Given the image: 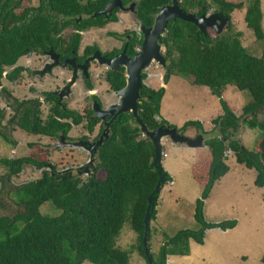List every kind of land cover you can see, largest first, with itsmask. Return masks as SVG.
I'll return each instance as SVG.
<instances>
[{
	"label": "trees",
	"instance_id": "trees-1",
	"mask_svg": "<svg viewBox=\"0 0 264 264\" xmlns=\"http://www.w3.org/2000/svg\"><path fill=\"white\" fill-rule=\"evenodd\" d=\"M212 3L230 19L226 31L213 40L193 23L180 19L170 22L162 39L173 57L169 76L180 73L191 84L208 87L214 96L220 98L228 89L247 91L252 101L245 106L242 118L223 100L224 116L214 121L219 135L205 141L212 153V161L200 170L194 168L196 176L204 179V191L195 212L200 229L182 230L173 237H167L157 261L151 253L155 264H168L169 256H188L191 242L204 244L207 230L227 231L238 225L237 220L208 223L204 217L205 201L215 184L230 170L225 163L227 150L235 153L239 164L256 171L255 185L264 188V119L258 120L260 115H264V50L261 57L250 54L242 44V33L233 28L232 14L242 10L243 3L229 0H212ZM263 20L262 0H249L245 22L256 39L262 42ZM168 80L166 77L165 82ZM164 95V88L159 91L144 88L142 91L139 115L149 130L167 124L165 120H158ZM37 109L25 111L21 127L28 133L56 138L72 128V124L63 119L73 118L76 125L83 123L80 115L71 112L60 114L59 108L56 111L59 117L51 114L43 123ZM242 121L249 129L261 131L255 151L245 148L238 137ZM95 124V121H89L86 127L92 132ZM202 126L201 122L190 121L183 130L195 127L198 134L206 136ZM112 132L113 135L98 151L96 168L97 172H105L104 178L96 177L92 183H85L81 177L66 175L64 178L52 169L50 172L44 170L41 178L17 188V203L25 207V212L13 217H0V264H129L132 252L117 245L126 222L138 235V249L147 261L143 244L144 220L148 198L160 179L154 164L155 148L150 140H138L140 129L132 114L116 120L112 124ZM4 163L12 168L14 176L21 173L28 163L37 169L45 167V163L29 158L5 160ZM47 205L54 207L55 215L42 213ZM158 205L159 196L151 222L157 220ZM151 236L150 228L148 242Z\"/></svg>",
	"mask_w": 264,
	"mask_h": 264
},
{
	"label": "rangeland",
	"instance_id": "rangeland-1",
	"mask_svg": "<svg viewBox=\"0 0 264 264\" xmlns=\"http://www.w3.org/2000/svg\"><path fill=\"white\" fill-rule=\"evenodd\" d=\"M229 1L237 4L243 3L244 8L236 10L232 14L231 22L234 30L242 33L241 41L248 52L255 57H261L264 50V42L256 39L253 31L247 27L245 22L249 0ZM262 9L264 15V0H262ZM213 11L211 9V12ZM226 29L227 27L225 31ZM214 31L209 28L210 37L215 39L217 34ZM92 69V72L96 70L101 75L97 67ZM159 70L156 69L155 71ZM98 74L94 77L95 85L93 86L94 89L102 93L108 88V85L98 77ZM150 74L147 86H157L161 82L165 88L158 120H165L167 124L164 127L172 126L179 133L194 140L197 135L200 136L202 134H198L199 131L195 127L183 130L186 123L190 121L201 122L203 130L207 133L205 136L206 141L210 137H215L218 132V127H216L217 125L214 121L224 116L223 100L228 103L238 117L242 118L245 106L252 101L249 92L236 89H228L224 92L222 98L216 97L208 87L195 86L180 73H174L167 85L165 82L163 83L165 72H162L159 76ZM31 85L33 84L29 82V76L26 75L18 83L16 92L15 89L13 91L21 100L29 97L32 93L34 97L38 96L37 99L42 103L41 117L45 120L48 117L51 105L47 104L44 94H46V91L51 92L53 90L60 92V88L65 87L66 84L61 79L57 81L52 79L51 82L44 84H40L37 81L35 83L36 92L29 90L32 87ZM87 90L83 83L77 85V89H74V96L64 93V90H62V94L65 95L62 99L63 110L83 117V123L79 126L74 125L69 132L70 139L78 140L87 134H91L90 141H93L99 131L97 127L94 133H90L86 128L88 116L85 114V109L89 106V100L86 98ZM102 96L104 108L117 103L116 95H106L104 93ZM0 102V112L5 116L3 123H7L14 113L6 108L8 102L5 99L0 100ZM263 117L264 115H260L258 120L263 121ZM67 120L73 123V118ZM12 127L4 131L5 137H0V217H13L16 214L25 212V207L17 203L16 190L20 185L41 177V171L36 169L35 165L31 163L24 165L22 172L14 176L11 174L10 169L12 168L4 163L5 160L15 161L29 158L41 163L49 162L57 170L72 168L74 174H77V170L81 171V167L84 165L87 167H89L88 165L93 167L96 165L95 158L93 156L90 158L88 152L93 153L91 148H85L88 151L84 148L65 147L62 149L58 147V141L24 131L10 130ZM260 133V130L249 129L242 121L238 137L245 148L255 151ZM140 135L138 140H150L141 131ZM162 142L164 155L166 154V157L162 159L163 169L166 175L172 177L174 181L165 182L159 194V205L157 207L159 217L157 216L155 221L151 222L150 220L152 236L151 241L148 242V248L149 255L151 256V253H153L155 261L160 256V250L165 244L167 237H173L182 230L200 229L195 220V212L197 201L202 198L204 191V179L201 178L202 176H196L194 168L199 169L212 161L210 149L204 146L190 149L188 147H180L182 146L180 144H174L171 139L164 138ZM99 144H102L101 141ZM224 155L226 157L225 163L230 170L225 177L215 184L210 197L205 201L204 217L208 223L237 220L238 225L234 229L227 231L220 229L207 230L204 244L199 245L192 241L188 256H169L168 264H263L264 188H259L255 185L257 179L256 171L249 170L244 165L239 164L232 150H227ZM93 167H90V169H93ZM90 171L92 173V170ZM105 176V172L101 170L95 173L94 178H104ZM88 178V175H81V179L84 182L88 181ZM53 209L54 207L47 205L43 208L42 213L44 215H53ZM54 212L58 211L54 210ZM129 216L130 214L128 215V220ZM117 245L123 250L132 252L129 264H147V261L151 264L147 255V261L141 255L138 249V235L127 222L121 231ZM151 260L152 264H155L152 258ZM85 264L92 263L86 262Z\"/></svg>",
	"mask_w": 264,
	"mask_h": 264
},
{
	"label": "flooded vegetation",
	"instance_id": "flooded-vegetation-1",
	"mask_svg": "<svg viewBox=\"0 0 264 264\" xmlns=\"http://www.w3.org/2000/svg\"><path fill=\"white\" fill-rule=\"evenodd\" d=\"M176 1L185 14H192L197 18L204 15L207 17L224 15L212 3V0ZM173 6L174 0H0V100L5 99L8 102L6 108L14 113L7 123H3L5 116L0 112V137H3L4 131L12 126L10 130L26 132L21 127V123L24 122L25 111L29 108L32 111L38 108V115L43 123L51 114L59 117L57 108L60 109V114L66 113L67 111L63 110L62 99L65 95L62 94V90L74 96V89L83 83L88 89L86 98L89 100L85 114L88 116V122H96L94 130L88 131L94 133L97 127L99 129L94 140L90 141L91 134L78 140L70 139L68 134L72 128L67 133L61 132L56 138L37 135L58 141V147L62 149L65 147L91 148L93 153L85 150L89 152L90 158L91 156L95 158L96 165L94 167L84 165L81 171H76L77 174H74L72 168L57 170L49 162L45 163L44 169L38 170L41 171V177L44 170L50 172L52 169L64 178L66 175L77 177L88 175V181L85 183H92L97 173L98 150L113 135L112 124L119 118L132 114L131 112L119 113L117 116L113 114L104 120L98 115V111L106 112L110 107L119 105L121 91L129 82L128 62L142 54L149 36L148 32L156 27L162 11ZM211 9L214 11L211 12ZM177 19L172 18L169 21L166 31L159 38L160 56L166 61L165 66L153 58L141 71L138 107L144 88L154 91L164 88L161 82L157 86H147L150 73L159 76L165 72L163 83L166 77L169 79L165 82L166 85L171 80L173 74L169 76V71L173 57L162 43V39L167 34L170 22ZM93 67H97L101 75L96 70L92 72ZM156 69L162 70L155 71ZM97 74L108 85L102 93L93 86L95 85L94 77ZM26 75L29 76V82L33 84L29 88L33 92H36L37 81L44 84L51 82L52 79L54 81L61 79L66 84L65 87L60 88V92L53 90L46 91L44 94L47 104L51 105L45 120L41 117L42 103L37 99L38 96L34 97L32 93L21 100L15 95L18 83ZM121 82L122 86L119 87ZM104 93L116 95L117 103L104 108L102 96ZM109 117L113 119L112 122ZM65 120L67 119L62 121L71 123ZM71 124L72 127L76 125ZM100 141L102 144H99ZM80 144L82 146H74Z\"/></svg>",
	"mask_w": 264,
	"mask_h": 264
},
{
	"label": "water",
	"instance_id": "water-1",
	"mask_svg": "<svg viewBox=\"0 0 264 264\" xmlns=\"http://www.w3.org/2000/svg\"><path fill=\"white\" fill-rule=\"evenodd\" d=\"M172 18H178L180 20L193 23L196 25L200 31L208 38H211L209 35V28L215 29L217 36H221L224 33L225 28L228 26L230 19L224 15H212L207 17L206 15L201 18H197L192 14H185L183 10L178 6L177 1L174 0V6L166 8L162 11L160 16L158 17V21L156 27L149 31V36L145 42L144 50L140 56L128 62L129 68V82L126 88L121 91V98L119 100V105L110 107L108 111H98V107H96L98 111V115L103 119L108 118L109 115L116 114V116L123 112H131L133 117L141 131L142 134H145L146 137L150 139L155 148V160L154 164L156 169L158 170L160 179L159 182L152 193V195L148 198V208L144 220L145 224V236L143 240V244L145 247L146 255L149 257L150 263L152 264V260L149 255L148 248V236L150 230V220L151 214L155 207V201L157 196H159L162 187L165 185V182L171 181L173 182L172 177H168L166 172L163 169L162 159L164 157V149L162 140L171 139L174 144H180L182 146H187L192 149L208 147L205 142L204 136L200 135L194 139L190 137L184 136L182 133H179L177 129L168 127H160L155 130H149L148 126L142 121L139 115V107L138 101L140 99V89H141V71L145 67V65L149 64L153 58H156L162 65L165 66L166 61L160 55L161 47L159 45L160 35L166 31L167 25ZM110 118V117H109ZM110 122L113 121L110 118ZM162 121V120H160ZM74 146H82L74 145ZM85 147V146H84ZM87 148V147H85Z\"/></svg>",
	"mask_w": 264,
	"mask_h": 264
},
{
	"label": "crops",
	"instance_id": "crops-1",
	"mask_svg": "<svg viewBox=\"0 0 264 264\" xmlns=\"http://www.w3.org/2000/svg\"><path fill=\"white\" fill-rule=\"evenodd\" d=\"M195 134V133H194ZM197 135V134H196ZM180 147H187V146H180ZM189 148V147H188ZM206 148V147H205ZM190 149H192V148H190ZM207 149H209V147H207ZM159 214V213H158ZM158 217H159V215H158Z\"/></svg>",
	"mask_w": 264,
	"mask_h": 264
},
{
	"label": "clouds",
	"instance_id": "clouds-1",
	"mask_svg": "<svg viewBox=\"0 0 264 264\" xmlns=\"http://www.w3.org/2000/svg\"><path fill=\"white\" fill-rule=\"evenodd\" d=\"M164 157H166V154L164 155Z\"/></svg>",
	"mask_w": 264,
	"mask_h": 264
}]
</instances>
